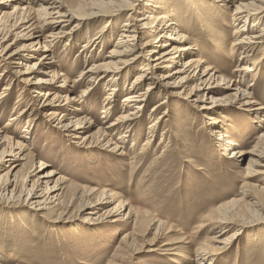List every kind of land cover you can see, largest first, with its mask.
I'll return each instance as SVG.
<instances>
[{
    "label": "rangeland",
    "instance_id": "obj_1",
    "mask_svg": "<svg viewBox=\"0 0 264 264\" xmlns=\"http://www.w3.org/2000/svg\"><path fill=\"white\" fill-rule=\"evenodd\" d=\"M165 3L172 9L174 6L177 9L185 8L187 4L191 6L188 0H166ZM17 4L23 7L26 2L14 0L1 4L0 16L14 11ZM231 16L220 6L219 10L207 11L203 27L189 24L187 33L194 38L192 46L195 48L184 59H205L207 62L203 67L210 65L224 74L228 70L227 75L233 78L237 64L251 65L256 61L253 70H244L246 76L239 85L252 91L256 103L253 108L261 104L264 110V35L248 61L237 59L239 55L232 42L238 21ZM125 19L115 21L112 27L121 28ZM105 23L94 18L87 25L76 27L71 40L62 37L51 44L55 61L50 65L51 70L58 71L68 80L69 89L63 88L61 95L66 96L70 89H73L71 96L79 95L87 85L81 71L89 63L106 58L117 43L119 33L116 30L115 37L89 48L85 46L88 39L100 36L99 31ZM142 66L144 64L139 60L123 69L122 92L113 96L116 104L106 112L112 95L106 99L109 87L98 83L87 90L80 102L66 106V110L81 109L75 112L88 116L95 126L91 131L97 129L106 113L108 119H116L133 106L122 99ZM1 69L2 63L0 73ZM164 71L152 73L158 76ZM15 84L6 77L0 82V93H3L0 94V128L7 129L4 132L16 138L29 128L27 135L31 138L25 141V160L17 158L15 161L23 165L22 182L26 174L29 181L35 180L40 162H44L48 165L45 171H55V178L63 176L65 184L63 201L42 211L15 200L0 202V264H197L193 256L196 249L233 233L235 236L227 250L218 254L213 264H264V222L246 224L248 226L241 229L233 224L234 228L222 236H219L221 226L218 222L221 219L218 213H223L229 204L237 211L230 214L233 209L229 207L225 219L235 224L251 219L252 210L264 215V191L259 189L264 187V175H247V153L241 156L244 159L239 163L233 157L223 158L222 147L227 149V145L218 144V134L209 130L204 113L192 107L185 94H150L146 106L136 113L137 116L142 114L140 125L134 121L133 126L119 127L106 136L120 144L121 148L114 150L104 145L106 138L88 145V141L81 143L77 138L58 132L52 126L54 123H48L39 105L34 103L36 93L23 88L22 84ZM195 84L191 81L186 91ZM5 85L10 86L9 90L3 88ZM146 85L147 82H143L140 89ZM218 87L220 91L215 95L219 98L217 119L223 118L229 126L233 138L239 140L237 147L245 150L255 147L260 142L262 129L257 125L259 123L253 122L255 112L237 100H225V85ZM85 95L87 101L83 100ZM164 99L168 102L156 109L155 106L161 105ZM166 105L170 107L169 115L154 123L155 116L161 115ZM154 107L155 111L152 110ZM24 108L33 111L28 115L22 112ZM150 125H154V129H150ZM148 138L150 143L144 145ZM12 164L6 163L0 171L10 170ZM88 189H94L93 193L88 195ZM103 191L113 194V202L98 205V213L90 215L92 220H85L80 212L82 205L96 201ZM246 192L248 195H244ZM119 201L126 204L125 207H132L129 218L120 217L123 215H118V211L95 219ZM239 208L248 209L247 214L251 216L239 217ZM127 210L120 212L125 214ZM63 213L73 215L60 216ZM158 222L162 223L159 229ZM125 235H128L127 239Z\"/></svg>",
    "mask_w": 264,
    "mask_h": 264
},
{
    "label": "bare ground",
    "instance_id": "obj_2",
    "mask_svg": "<svg viewBox=\"0 0 264 264\" xmlns=\"http://www.w3.org/2000/svg\"><path fill=\"white\" fill-rule=\"evenodd\" d=\"M11 1L14 0H2L0 13L3 6L1 4H9ZM165 1L18 0L19 3L26 2V5L23 7L18 4L14 5V11L4 12L0 16V64L2 63L0 82L3 77H6L11 83L22 84L23 88L35 92L36 94L33 95L34 103L39 105L44 119L48 123L53 122L54 125L52 126L58 129V132L62 131L68 136L77 138L81 143L88 141V145H91L92 142L105 141L106 136L109 135L108 133L112 134L122 126L129 128L133 126L134 121L140 125L139 121L141 119L139 117L142 114L137 116L136 113L146 106L150 94L155 92L158 95L185 94L190 105L204 113V118L208 120L207 123L210 126L209 130L218 134V137H216L218 144L227 145V149L222 147L221 155L223 158L233 157L232 159L239 163L244 159L241 156H246L247 153L249 155L245 166L247 175L251 177L264 175V117H262L264 110L260 106L261 104L253 108L256 103L253 100L252 91H248L239 85L246 76L244 70H253L256 61H252L251 65L246 63L240 66L237 64V72H235L233 78V76L227 75L228 70L224 74L221 70L219 71L210 65L203 67V64L207 62L205 59L192 58L186 61L184 59L195 48L192 46L195 42L194 38L187 33L188 25L193 23L194 26L200 24L203 27L205 25L204 16L207 11L210 9L219 10L221 6L224 8V12H230L231 17L238 21V25L234 28L232 42L234 51L239 55L237 59L242 58L248 61L260 46L259 39H263L264 0H188L191 6L187 4L182 9H177L176 6L172 9ZM124 17L126 19L123 20L121 28L112 27L115 21ZM94 18L103 20L106 23L99 31L100 36L94 37L95 39H88L85 46L103 43L106 38L111 39L118 32L117 43L109 51L106 58L89 63L87 67L85 66L86 69L81 71L82 79L87 82V85L79 95L74 94V96H71L70 92L73 89H70L69 93L63 96L61 95L63 93L62 89L65 87L69 89L68 80L58 71L51 70L50 65L55 62L50 48L51 44L62 37L71 40L75 32L73 30L76 27L85 26L92 22ZM108 26L109 28L106 30L105 28ZM139 60L142 61L144 66L141 67V71L137 73L134 80L127 87L128 93L122 99L133 106L119 114L116 119H108L106 113L105 116L103 115L105 119L99 123L97 129L91 131V128L95 126L88 116L78 115L80 113L75 112H79L81 109L73 107L71 111L66 110V106H74L75 103L80 102L87 90L94 83H98L109 87L106 99L112 95L111 101L107 102L108 107H105L104 112H106L108 108L116 104L115 99H113L115 94L122 92L120 91L121 72ZM160 69L165 71L159 73L158 76L152 73V71ZM191 81L196 84L187 92L186 90L190 87ZM143 82H147V85L145 88L140 89ZM8 85L3 88L7 90L10 88ZM222 85H225V92L228 93L225 94V100H237L248 110L255 112L253 122L259 123L257 125L262 128L259 144L249 150L237 147L240 145L239 140L233 138L229 126L226 125L223 118L217 119L216 107L219 104V98L215 95L220 91L218 86ZM86 99L87 96L85 95L83 100ZM167 102L165 99L162 100L161 105L155 106L156 109ZM111 103L113 104L111 105ZM166 106L167 108L161 115L155 116L154 123L169 115L170 107ZM155 107L152 108L153 111L156 110ZM28 110L24 108L22 112L29 115L33 111V109ZM153 111L151 115L154 114ZM15 121L17 122V120ZM153 126L150 125L149 128L151 129ZM4 130L7 129L2 130L0 128V168H4L7 166L6 163L9 162L13 164L10 170L0 171V202H13L15 200L17 203L36 208L39 211L50 208L51 204L61 203L63 201L62 194L65 179L63 176L55 178L56 172L53 170L45 171L48 165L44 162H40L35 180L29 181L26 174L22 182L23 174L21 171L23 165L15 161H17V158L25 160V141L27 138H31V135H27L29 128L24 129L25 134L17 136V138L7 135L8 132L5 133ZM152 132L153 130H150V133ZM132 133L135 134V132ZM154 134H149V136ZM149 143L148 138L144 145ZM104 145L114 150L121 148L120 144L113 142L111 138H106ZM51 183H53L52 186ZM250 186L253 187V185ZM259 189L264 191V187H259ZM92 190L94 189L87 190L88 195L91 194ZM244 195H248L247 192ZM113 199V194L103 191L96 201L86 202L82 205L80 212L84 215L82 216L85 220H92L90 215L95 212L98 213V205L103 202H113ZM234 202L236 201L234 200ZM125 205L122 201H119L104 213L97 215L95 219H102L103 216L107 217L109 214L112 215L118 211V215H123L120 217L129 218L132 207H125ZM231 205L229 204L223 210V213H218L221 217L218 221L221 226V231H219L221 235L219 236L234 228L233 224L241 229L248 226L246 224L264 222V215L259 214L257 210L251 211L252 216L249 214L251 219L246 223L235 224L232 220L225 219V217H228V208ZM232 207H230V209H233L230 214H235L237 209L235 211V208ZM125 209H128L127 212L122 214L120 210ZM247 211L239 208L238 214L241 215L239 217H248ZM72 215L73 213L67 215L63 213L60 216L70 217ZM116 220H119V218ZM161 226L162 223L158 222L157 228L159 229ZM125 236V239H127L128 235ZM234 236L235 233L225 236L223 239L220 238L218 241H212L214 244L200 246L193 255L195 263L213 264L217 255L227 250V246ZM205 259L207 260L204 262Z\"/></svg>",
    "mask_w": 264,
    "mask_h": 264
}]
</instances>
